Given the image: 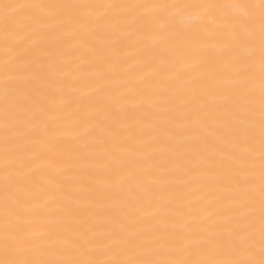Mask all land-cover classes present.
<instances>
[{
    "label": "bare ground",
    "instance_id": "6f19581e",
    "mask_svg": "<svg viewBox=\"0 0 264 264\" xmlns=\"http://www.w3.org/2000/svg\"><path fill=\"white\" fill-rule=\"evenodd\" d=\"M0 264H264V0H0Z\"/></svg>",
    "mask_w": 264,
    "mask_h": 264
}]
</instances>
